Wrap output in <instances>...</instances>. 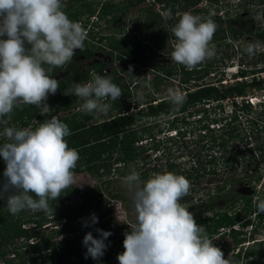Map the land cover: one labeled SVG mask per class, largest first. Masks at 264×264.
Masks as SVG:
<instances>
[{
	"label": "trees",
	"instance_id": "1",
	"mask_svg": "<svg viewBox=\"0 0 264 264\" xmlns=\"http://www.w3.org/2000/svg\"><path fill=\"white\" fill-rule=\"evenodd\" d=\"M218 1L204 0V6H198L199 0H151V3H160L162 12L166 13L170 11L174 14L181 10V14L169 19L175 25L185 11L191 7V11L187 10V13L209 18L207 13L212 6L216 11ZM132 3L128 1L125 8ZM242 3L243 0H240L237 6H241ZM246 3L247 5L253 3L251 7L241 8L246 16H242L243 12L240 13L234 9L232 12L227 9L224 10V14L220 11L219 14L215 13L211 16L217 25L211 43H219L216 42L219 40L224 43L226 39L236 40L246 35V41L259 42L261 46L264 45V0H248ZM114 5L107 0L102 1L100 11L96 16H108L107 21L113 22L116 16L110 8ZM205 5L209 7L206 8ZM143 11H145V17L138 21L135 32L139 26L143 25L145 29H149L161 20L156 12L152 14L154 18L148 19L146 15H151L148 7H145ZM257 11L261 19L260 25H256L254 20ZM86 15L88 19L92 13ZM81 23L84 27L87 21ZM223 23L225 26H222ZM90 32L91 29H88L83 51L76 49L73 60L66 68H57L51 73L53 77L61 73L57 78L60 86L55 95L49 94L46 102L55 111L68 110L73 107V104H77V111L71 116H62L59 119L66 123L71 131V135L65 138L68 146L79 153L80 158L73 172L86 171L95 183L78 193L80 201L77 205H69L68 198L76 195L78 190L72 186L66 189L57 201H50V206L55 209L51 215H46L42 211H21L17 215H12L6 206V197L0 198V261L2 264H117L118 254L125 250L124 233L130 231V228H126L124 222L113 217V211L106 201L105 192H108L112 181L109 179L111 176L125 177L138 164L137 161H141L140 167H136L135 170L140 174L142 181L147 180L154 173L161 172H173L184 175L186 178L192 176V171L199 172L198 176L211 175L208 177L209 186L205 187V190L193 198V185L196 182L190 183L189 195L181 200V203L193 214L197 224L205 227L210 238L218 231L220 224H226L231 219L230 208L234 206L237 208V210H232L234 213L251 204V198L254 196L251 184L259 182L263 175L264 120L260 113L251 115V109L256 105L261 110L264 103L260 100L253 102L246 93L248 88L264 86V58L261 64L254 65L252 69L238 68L235 74L240 80L232 83H225L222 68L212 81H207L208 73L212 72L209 62L200 64L198 68L191 71L183 65L174 68L162 67L149 81L153 90L149 94L140 96L142 99L135 94L139 86L137 81H132L133 84H131V81L127 80L123 85L120 79L113 75L112 81L122 89L123 94L113 102L109 112L104 115V122L99 127H95L87 124L93 114L78 111L82 101L74 95L63 94L64 90L70 89L75 82H88L91 79L90 72L104 75L102 69L106 64L105 61L92 62L81 68L79 60H76L80 55L85 59L92 56L93 49L89 39L95 36ZM158 32L160 31L156 34ZM149 33L153 35L154 31ZM170 37L175 40L172 33ZM101 39L100 36L97 38L98 41ZM142 43L144 47L152 51L160 47L156 39L142 40ZM107 45L117 50L114 58L121 64L120 70L117 71H135L133 66H127L125 57L130 53H139V44L133 45L130 40L121 44L120 40L110 39ZM25 46L30 48L27 43ZM260 53L264 55V51ZM258 73H263L261 78L256 75ZM169 79L183 86L181 92L186 95V102L178 112L172 111L167 94L160 95L158 98L152 96L153 91L156 92L163 82V86L169 87L172 84L168 82ZM53 97L56 101H53ZM139 100L142 101L138 104ZM130 105H135L134 109ZM198 105L200 106L197 107ZM24 106L29 110L24 108L18 110L8 126L23 128L29 124L32 117H35L37 121L32 126L35 129L43 121L38 108L34 105ZM193 115L197 117L192 121L194 128L190 127L189 131L196 129L197 132H193L195 133L193 139L186 140L183 138L185 130H181L182 125L187 123L186 117ZM164 117L166 119H163ZM46 118L49 119V117ZM149 119L158 121L156 131L162 135L166 132L165 136L161 138L154 136L147 126ZM141 120L143 123L138 124ZM0 129L3 130V127L0 126ZM144 138L149 140L140 142ZM0 141L3 143L4 138L2 137ZM195 143L199 144L195 145ZM238 147L245 152L241 158H238L237 154L233 156V152L240 151ZM179 149L186 150L192 162L186 168L169 159V156ZM147 150L158 153L153 155L152 159L155 164L151 167L144 166L148 159L147 154H144ZM201 152L208 154L199 159ZM209 152H218V154L212 155ZM163 156H166L165 160L157 165ZM216 159L220 161L222 170L225 171L222 179L217 182L213 180L216 169H219L214 165ZM1 160L3 157H0ZM2 162H0V182L3 181V172L6 167V164L1 165ZM207 163L211 164L207 171H199L201 165ZM236 166L239 168L237 169ZM193 178L196 179V177ZM237 185L247 191L241 192L235 188ZM93 214L98 217L96 224H90ZM54 221L57 224L52 227L50 223ZM85 221H88L90 226H85ZM97 229L111 233L105 240L107 248L99 260H94L91 256L85 258L87 248L83 244V238L88 232L99 238L100 234ZM63 233H68L72 237L57 240L56 238ZM230 239L229 245L213 241V244L224 253V258L227 259L229 256L235 264H264V236L257 239L249 233L248 236L242 235L238 239L235 237ZM30 240L32 242H29Z\"/></svg>",
	"mask_w": 264,
	"mask_h": 264
},
{
	"label": "clouds",
	"instance_id": "2",
	"mask_svg": "<svg viewBox=\"0 0 264 264\" xmlns=\"http://www.w3.org/2000/svg\"><path fill=\"white\" fill-rule=\"evenodd\" d=\"M64 7L62 0H0V136L4 138L0 157L6 164L0 198L6 197L12 215L21 211L51 215L55 209L50 201H57L74 184L73 169L80 157L65 139L71 135L66 123L52 115L35 129L8 126L14 108L22 105H34L41 115L51 113L46 101L60 86L51 73L66 68L75 50L83 51L85 47L87 31L68 17ZM214 14L210 12L209 18H203L184 13L179 18L171 28L176 39L170 53L174 63L191 71L215 56V49L210 47L217 29L211 19ZM170 17V11L164 14L165 20ZM260 48L259 42L248 43L243 52L253 57ZM91 75V80L75 82L63 94L82 101L78 111L106 115L123 91L106 74ZM167 99L172 111L178 112L186 95L168 88ZM123 186L135 209L136 221L124 233L125 250L117 256L119 264H235L229 256L224 258L222 250L213 244L215 239L181 203L191 188L184 175L161 172L142 181L133 169L123 178ZM254 203L258 213L264 212V199ZM97 222L93 214L90 224ZM84 223L90 226L88 221ZM97 232L99 238L91 232L83 238L85 258L99 260L104 255L105 240L111 233L103 229Z\"/></svg>",
	"mask_w": 264,
	"mask_h": 264
},
{
	"label": "rangeland",
	"instance_id": "3",
	"mask_svg": "<svg viewBox=\"0 0 264 264\" xmlns=\"http://www.w3.org/2000/svg\"><path fill=\"white\" fill-rule=\"evenodd\" d=\"M102 1L105 0H62V3L65 5L63 10L66 12L68 17L71 20H79L90 22V17L87 19V13H92V15L96 16L97 12H99V7ZM110 3H114L115 5L110 8V10L113 12V15L116 16L115 20L113 22L107 21V17H97L96 19L90 24L91 34L95 37L90 38L89 42L91 44V48L93 49V54L89 59L81 60L79 63L80 67L86 66L88 64H91L92 62H99V61H105L106 64L102 69V72L104 75L106 74L110 78L115 75V77L120 79V83L123 85L127 80L131 81V84H133L132 81H137L139 86L136 89L135 94L137 96H142L143 94H149L150 91H152V87L150 86V79L152 76L159 71L160 68H174L177 67L179 64L174 63L170 59V53L174 50V46L176 43V39L173 40L170 37L171 34V28L174 26L172 23L173 21H170L172 18H175L179 14H181V10L176 11V13L171 14V17L167 20L164 18V14L166 12H162V9L160 7V3H151V0H107ZM128 1L133 2L131 5H129L127 8H125ZM240 1V0H239ZM238 0H219L218 6H216V11L213 10L214 6L211 7L209 12L207 13L209 15L210 12H214L216 14H219L220 11L221 14H224V10L229 9L231 12L234 10H238L240 13H242V16H246L245 11H242L241 8H247L251 7L252 4L247 5L246 2L248 0H243V3L241 6H237ZM204 0H199L198 6H204ZM206 8H208V5H205ZM149 8L151 15H146L148 19L154 18L152 14L155 12L159 14V17L161 20L153 26H150L149 29H145V27L139 26V28L136 29L135 27L138 21L142 20L145 14V11H143L144 8ZM192 8V7H191ZM191 8L187 9L188 11H191ZM88 9V11H87ZM187 10L185 13H187ZM259 11V9H258ZM257 11V14L254 15V20L256 25L261 24V19L259 17V12ZM80 12V13H79ZM218 12V13H217ZM77 15L76 17L72 15ZM176 23V20H175ZM222 26H225L223 23ZM154 31L153 35H151L149 32ZM157 31H160L156 34ZM102 37L100 41L97 40L98 37ZM159 37V38H158ZM110 39L114 40H120L121 44H125L128 42V40L131 41L133 45L139 44V53H130L125 57V63L127 66H133L135 68V71H126V72H119L117 70H120L121 64L118 62L114 57L117 54V50L108 47L107 42ZM151 39H156L157 43L160 44L159 48H156V50L152 51L148 48L144 47L142 45V40L144 41H150ZM244 40L243 42H241ZM247 40V36L244 35L243 37L233 40V39H226V44L222 43V40L216 41L219 43L212 42L210 44V47H213L215 49V56L212 59L206 60L205 62L201 63L204 64L206 62H209L210 68L212 72L208 73V76L206 77L207 81H212L213 77L216 76V74L220 73V69H223L224 79L225 83H232L235 81H239L240 78H238L235 74V71L238 68L242 69H252L254 65L261 64V61L264 58V55H262L260 52L264 51V45L261 46L260 50L257 52V54L253 57H249L246 53L243 52L244 46H246L248 43H251ZM150 43V42H149ZM151 44V43H150ZM151 53V54H149ZM198 68V67H196ZM93 73V72H92ZM90 72V76L92 79V74ZM264 73V72H263ZM263 73L256 74L259 78L263 75ZM214 74V75H212ZM89 79V80H91ZM87 81H84L83 83H86ZM145 82V83H144ZM168 82H171L169 87L163 86V84H160L158 90L155 92L153 91L152 96L154 98H158L160 95L167 94L168 88H174L176 90L181 91L183 86H179L175 80L169 79ZM82 83V84H83ZM130 84V85H131ZM247 96L253 101L256 102L257 100H260V102L264 103V86L262 88L254 87V88H248L247 89ZM53 101H56V98H52ZM142 100L138 101V104L141 103ZM110 103L111 101H107ZM77 104H73V107L69 108L68 110H59L55 111L54 108H51L52 111L50 114H45L41 116L42 120H45L46 117L51 118L52 115H56L58 118L62 116H71V114L75 111H77ZM264 105V104H263ZM134 109L133 106L130 105ZM198 105L197 107H199ZM28 109L26 106L22 105L19 108H14L12 113L13 119L16 115V112L21 109ZM136 108V107H135ZM196 108V107H195ZM29 110V109H28ZM27 110V111H28ZM40 112V110H39ZM260 113L261 117L264 120V107L260 110L258 106L254 105L251 109V115ZM47 115V116H46ZM197 117V115H193L191 117H186V124L182 125L181 130H185V135L183 138L186 140L193 139L195 133L197 132L196 129L193 131H189V128H194V123L192 121ZM105 120L104 114L96 115L93 114L92 119L87 121V124L94 125L95 127H99ZM37 119L35 117H32L30 119V122L28 125H26L23 128H32V126L35 124ZM158 121H152L149 119L148 127L151 129V132L154 133L155 137H163L165 136L166 132L162 135V133H157L156 129V123ZM143 123V121H139L138 124ZM3 130L0 129V132ZM0 140H2V136H0ZM145 140H149L148 138H144V140H141L140 142H144ZM2 142V141H0ZM138 141V143H140ZM149 142V141H147ZM199 144V143H198ZM195 143V145H198ZM168 145V144H167ZM239 152H233V156L238 155V158H241L244 156L245 152H242V148L238 147ZM152 150H147L144 154H147V160L145 161V165L147 167H151L152 164H155L153 161V155L158 154L157 152L153 153ZM174 152V151H172ZM180 152V153H178ZM212 155L218 154V152H209ZM172 156H169V159L174 162L175 164L183 165L185 168L188 167L189 164H192L189 156L186 154V150L179 149L177 152L172 153ZM208 154L207 152H201L199 159L203 158ZM231 156V157H233ZM166 156H163L160 161L157 162V165H159L161 162L165 160ZM1 160L0 162H2ZM5 162V161H4ZM2 162V166L5 165V163ZM138 166L136 165L133 169L136 167H140V162L137 161ZM202 162L204 163V160L202 159ZM117 165V164H116ZM215 168L220 169V171H217L219 169H216V174L214 175V179L216 182L219 179H222L224 176V172L222 170V165H220V161L218 159L214 160ZM114 166V165H113ZM156 166V165H155ZM211 166L210 163L201 165V168L199 171L206 172L207 169ZM237 167V166H236ZM239 166L237 167V169ZM199 169V168H198ZM197 173V176L195 174ZM74 174V184L72 187H75L78 191L76 195H72L68 198V204L69 205H77L80 201V197L78 196V193L80 191L85 190L86 188L90 187L95 183V180L88 174L86 171H80V172H73ZM192 176L190 178H187L190 183L196 182L193 185L194 191L192 192V197L195 198L197 195L200 194L201 191L205 190V187L209 186L208 183V177L211 175H199V172H191ZM241 174V173H240ZM193 177H196L194 179ZM123 178L124 177H118V176H111L109 178L112 181L110 182V186L108 187V192H105V198L106 201L109 203V206L112 208L113 211V217L118 220L122 221L126 224V228H130L129 224H134L136 221V212L132 205V201L127 194V191L125 187L123 186ZM196 180V181H195ZM213 182V181H212ZM211 183V182H210ZM81 184V185H79ZM79 185V186H77ZM253 186L254 190V196L251 198V204L247 208H242L241 210H237V208L234 206L229 209V214L234 217L226 224H220L218 231L214 234L212 237L214 242H224L226 245H229L231 243V237H235L238 239L240 236L245 235L248 236V234H252V237H255L257 239H260L264 236V212H257L256 203L255 201H258L260 199H264V172L261 177V180L257 183L251 184ZM236 189L241 190V192L247 191L243 187H239V185L235 186ZM187 203V202H186ZM233 210V211H232ZM234 214V216H233ZM53 227L54 224H57V222H51L50 223ZM26 226V225H25ZM28 226V224H27ZM72 236L68 233H63V235L58 236L56 239L61 238H71ZM29 242H32L31 240ZM246 244V242H244ZM230 250V248H229ZM0 264L2 262L0 261ZM117 264H119V261H117Z\"/></svg>",
	"mask_w": 264,
	"mask_h": 264
},
{
	"label": "built area",
	"instance_id": "4",
	"mask_svg": "<svg viewBox=\"0 0 264 264\" xmlns=\"http://www.w3.org/2000/svg\"><path fill=\"white\" fill-rule=\"evenodd\" d=\"M95 19H96V17H95L94 15H92V16L90 17V22H88L83 28H84L86 31H88V29L90 28V24H91V22H93ZM76 22L81 23L80 21H76ZM81 24H82V23H81Z\"/></svg>",
	"mask_w": 264,
	"mask_h": 264
},
{
	"label": "crops",
	"instance_id": "5",
	"mask_svg": "<svg viewBox=\"0 0 264 264\" xmlns=\"http://www.w3.org/2000/svg\"><path fill=\"white\" fill-rule=\"evenodd\" d=\"M86 60L85 58H83V56L82 55H80V56H78L77 58H76V60H79V63L81 62V60ZM80 66V65H79ZM82 68V67H81ZM61 74V73H60ZM60 74H58V75H60ZM58 75L57 76H54L53 78H55V79H57L58 78ZM83 83V82H82Z\"/></svg>",
	"mask_w": 264,
	"mask_h": 264
},
{
	"label": "flooded vegetation",
	"instance_id": "6",
	"mask_svg": "<svg viewBox=\"0 0 264 264\" xmlns=\"http://www.w3.org/2000/svg\"><path fill=\"white\" fill-rule=\"evenodd\" d=\"M92 16V15H91Z\"/></svg>",
	"mask_w": 264,
	"mask_h": 264
}]
</instances>
